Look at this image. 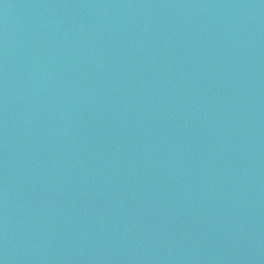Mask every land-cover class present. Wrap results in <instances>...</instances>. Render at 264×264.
I'll list each match as a JSON object with an SVG mask.
<instances>
[{"label": "water", "instance_id": "95a60500", "mask_svg": "<svg viewBox=\"0 0 264 264\" xmlns=\"http://www.w3.org/2000/svg\"><path fill=\"white\" fill-rule=\"evenodd\" d=\"M0 264H264V0H0Z\"/></svg>", "mask_w": 264, "mask_h": 264}]
</instances>
